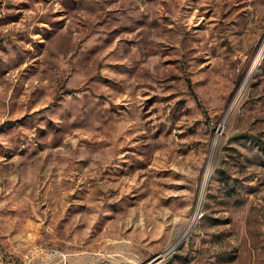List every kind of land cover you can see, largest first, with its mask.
Segmentation results:
<instances>
[{
  "label": "rangeland",
  "instance_id": "374dc122",
  "mask_svg": "<svg viewBox=\"0 0 264 264\" xmlns=\"http://www.w3.org/2000/svg\"><path fill=\"white\" fill-rule=\"evenodd\" d=\"M3 264H264V0H0Z\"/></svg>",
  "mask_w": 264,
  "mask_h": 264
},
{
  "label": "built area",
  "instance_id": "2783aa9c",
  "mask_svg": "<svg viewBox=\"0 0 264 264\" xmlns=\"http://www.w3.org/2000/svg\"><path fill=\"white\" fill-rule=\"evenodd\" d=\"M2 258V247L0 245V259ZM0 264H3L2 262H0Z\"/></svg>",
  "mask_w": 264,
  "mask_h": 264
}]
</instances>
